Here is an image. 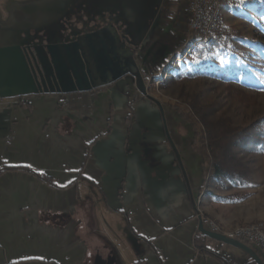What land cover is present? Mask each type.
Returning <instances> with one entry per match:
<instances>
[{
  "label": "crops",
  "instance_id": "0c3cea01",
  "mask_svg": "<svg viewBox=\"0 0 264 264\" xmlns=\"http://www.w3.org/2000/svg\"><path fill=\"white\" fill-rule=\"evenodd\" d=\"M126 83L0 99V167H14L0 174V264H221L192 242L205 225L189 128Z\"/></svg>",
  "mask_w": 264,
  "mask_h": 264
},
{
  "label": "rangeland",
  "instance_id": "374dc122",
  "mask_svg": "<svg viewBox=\"0 0 264 264\" xmlns=\"http://www.w3.org/2000/svg\"><path fill=\"white\" fill-rule=\"evenodd\" d=\"M222 1L219 0L216 7L219 17L214 32L223 30L232 35L231 47L234 51L222 53L217 49H210L203 59L205 62L198 60L196 52L206 44L205 41L210 40L213 30L204 34H190L189 21L187 24L180 21V33L186 36L182 51L171 56L162 69L157 71L155 77H149L147 80L150 97L168 108L179 122H183L190 129L196 153L203 161L205 175L197 206L205 227L198 229L193 237L192 242L197 251L199 250L195 237L200 232L222 234L239 225L264 222V138L247 147L234 149L245 168L244 179L238 181L225 176L216 177L211 170L204 118L196 111L200 107L207 110L206 107L213 105L214 107L211 106L213 108L208 110V120L229 117L239 126H246L253 120L264 117V7L260 3L262 1L228 0V7H225ZM172 2L177 9L187 6L186 0ZM176 2L180 3L179 6ZM3 4L4 0H0V8ZM189 48L191 51L187 53ZM231 69H238V74L229 78H223L220 74L221 70ZM229 84L232 85L231 89ZM234 89L253 96L255 103L238 100L231 94V90ZM20 97L22 96L12 98ZM204 195L207 199H203ZM213 196L221 202L228 203L229 205L223 209L232 210L237 216L236 219L229 223L215 219L209 201ZM206 220L210 222L214 231H211ZM212 223L218 224L219 228H215ZM216 240H208L207 247L227 254L225 247L218 246ZM256 249L260 252L256 251L262 256L261 261L264 264V252ZM229 255L240 264L251 259L240 251L230 252Z\"/></svg>",
  "mask_w": 264,
  "mask_h": 264
},
{
  "label": "flooded vegetation",
  "instance_id": "af4514ba",
  "mask_svg": "<svg viewBox=\"0 0 264 264\" xmlns=\"http://www.w3.org/2000/svg\"><path fill=\"white\" fill-rule=\"evenodd\" d=\"M76 1V3H74ZM52 0H4L2 8H0V29L6 27L8 23L12 21L14 24L20 26L28 22V18H31L35 25L44 26L43 16L46 12H55V6L51 3ZM68 8H63L56 15L60 16L61 20H78L82 15L86 14V9L81 8L83 0H72ZM146 11L148 16L153 14L151 20H147L146 28L143 31L139 29L138 24L131 21L133 16L138 11L137 0H120L118 4V14H122L129 20V24L124 27L121 26V31L125 34L126 45L123 48L112 49L111 56L109 58L104 56V51L100 47H95L93 57H83L82 55L76 60L77 74L76 77H90L88 80L75 81L74 83H66L70 87L96 85L95 88L102 86L103 84L110 83L113 86L119 85V81L126 79V88L132 91L135 89L145 99H149L154 102L147 90V80L149 77H155L157 71H160L166 62L178 53L179 48L182 44V35L180 33L179 25L173 15L174 3L172 0H149L146 3ZM80 5V7H79ZM153 5V6H152ZM156 6L152 11L149 7ZM152 13V14H150ZM174 18V20H173ZM65 21V22H66ZM40 29V28H39ZM51 31V30H50ZM49 28L36 30L31 28L30 32V47L25 51L27 61L30 65L32 77H55L54 67L52 64V57L47 53V49L42 45L46 43V39L51 37ZM143 31L142 42L135 44L137 36ZM82 32L81 34H83ZM135 34V35H133ZM14 38H9V42ZM17 41V40H16ZM28 43V42H27ZM132 53L131 59L127 61L130 71L133 73L125 72L126 68H123L121 61L127 60L129 53ZM128 53V54H127ZM81 63V65H80ZM136 66V67H135ZM82 67V68H81ZM123 71V72H122ZM52 72V73H50ZM118 77L113 79V77ZM36 87H39L40 93H59L57 85L55 86L54 81L44 78L43 80L36 81ZM94 88V89H95ZM127 105L131 104L127 102ZM133 117V111L130 109L127 116V123L131 124ZM167 124H174L175 121L173 116H166ZM183 123V122H182ZM171 127V126H168ZM168 138L175 139L177 133H173V129L167 130ZM192 134L189 129V135L187 140H190ZM172 139V140H173ZM192 150L196 152L194 143H191ZM202 179L204 178V168L202 161ZM202 188V186H201ZM197 195V199L200 196Z\"/></svg>",
  "mask_w": 264,
  "mask_h": 264
},
{
  "label": "water",
  "instance_id": "95a60500",
  "mask_svg": "<svg viewBox=\"0 0 264 264\" xmlns=\"http://www.w3.org/2000/svg\"><path fill=\"white\" fill-rule=\"evenodd\" d=\"M51 1V0H50ZM80 1V0H79ZM120 0H83L81 8L86 9V14L82 15L78 20L60 21L57 13L63 8H68L73 4L72 0H52L55 6V12H46L44 14L43 27L35 25L31 18L23 25L14 24L11 20L6 27L0 29V99L25 96L40 93L37 88L38 80L47 78L54 81L58 87L59 93H71L76 91H90L96 85H88L86 87H70L66 83H74L75 81L88 80L90 77H76L77 63L76 60L80 55L83 57H93L95 49L100 47L104 51V56H111L112 49L123 48L126 45L125 34L121 31V26L129 24L131 18H127L122 14H118V4ZM139 7L137 13L133 16V22L138 24L139 29L143 31L146 23L153 18V14L148 16L146 6L149 0H137ZM76 3V1L74 2ZM153 6V5H152ZM148 6L150 10H154L156 6ZM80 7V5H79ZM148 20V21H147ZM42 30L49 28L51 37L46 39L43 47L47 49V53L52 57L55 77H32L30 65L27 61L25 51L30 47L31 28ZM40 28V29H39ZM143 31L137 36L135 44L142 42ZM84 32L83 34H81ZM9 38H14L8 41ZM17 40V41H16ZM28 42V43H27ZM96 47V48H95ZM128 54V53H127ZM132 53H129L127 60L121 61L125 72L130 71L127 61L131 59ZM81 65V63H80ZM136 67V66H135ZM82 68V67H81ZM123 72V71H122ZM52 73V72H50ZM118 77H113L117 79ZM207 234L217 240L231 242L237 247L244 249L250 253L258 264H263L260 257L249 247L236 239H231L222 234Z\"/></svg>",
  "mask_w": 264,
  "mask_h": 264
},
{
  "label": "trees",
  "instance_id": "16d2710c",
  "mask_svg": "<svg viewBox=\"0 0 264 264\" xmlns=\"http://www.w3.org/2000/svg\"><path fill=\"white\" fill-rule=\"evenodd\" d=\"M260 2L264 7V0ZM228 0H223L222 3L225 7H228ZM221 4V3H220ZM173 17L178 22L188 23L190 20V14L186 10V7L183 6L181 9H177L173 7ZM174 20V18H173ZM232 35L225 33L223 30L213 32L209 41H205L202 47H200L196 54L197 59L205 62L203 59L205 58L207 52L210 49H217L220 52L224 53L225 51H234L231 45ZM186 40V36L182 35V44L179 48V51H182L183 44ZM205 66V65H204ZM238 69L231 70H221L220 74L223 75V78H229L231 75L236 76L238 74ZM246 72L247 71H242ZM232 85L229 84V88L231 89ZM232 95L240 101H247L254 104L255 98L253 96L247 95L242 91L237 89L231 90ZM213 106V105H211ZM208 106L200 107L197 109V113L200 114L204 118L207 141L209 146V155H210V163L211 170L213 171L216 177L225 176L230 178L231 180H242L244 179V166L241 161L236 156L234 151L235 148H244L249 146L250 144H255L264 138V117L257 118L253 120L250 124L246 126L235 125L229 117H220L216 120H208L209 111L213 107ZM198 108V107H197ZM94 141V140H93ZM195 148V146H194ZM196 150V149H195ZM13 166H2L0 167V174L9 169H13ZM205 175V174H204ZM44 181L51 183V179L42 178ZM53 184V183H52ZM54 185V184H53ZM208 240H215L213 237L209 236L207 233L200 232L195 237V243L197 244V248L200 252L205 255L211 256L218 260L221 264H240L237 260L233 259L231 256L225 255L220 251L207 247ZM218 241V240H216ZM135 264H138L136 262ZM244 264H258L255 260L249 259Z\"/></svg>",
  "mask_w": 264,
  "mask_h": 264
},
{
  "label": "built area",
  "instance_id": "2783aa9c",
  "mask_svg": "<svg viewBox=\"0 0 264 264\" xmlns=\"http://www.w3.org/2000/svg\"><path fill=\"white\" fill-rule=\"evenodd\" d=\"M186 2V10L190 14V34L201 33L203 29H211L214 32V27H211V21L206 20V12H211L212 0H186ZM206 223L209 225L211 231H213L210 222L206 220ZM222 234L253 245L264 252V225H258V227H252V229L241 232Z\"/></svg>",
  "mask_w": 264,
  "mask_h": 264
},
{
  "label": "bare ground",
  "instance_id": "6f19581e",
  "mask_svg": "<svg viewBox=\"0 0 264 264\" xmlns=\"http://www.w3.org/2000/svg\"><path fill=\"white\" fill-rule=\"evenodd\" d=\"M218 3H219V0H212V3H211V12H206V20L207 21H211V27H214V29H216V27H217V22H218V17H219V13L216 10V7H217ZM210 30L211 29H203V32H201V34H204L205 32H208L209 33ZM190 51L191 50L189 48V50L187 51V53L190 52ZM212 225L215 228H217V229L219 228L218 227V224L212 223ZM258 225H264V222H258V223H252V224H246V225H239L235 229H232L231 231H229L227 233L241 232L243 230L252 229V227H258Z\"/></svg>",
  "mask_w": 264,
  "mask_h": 264
}]
</instances>
